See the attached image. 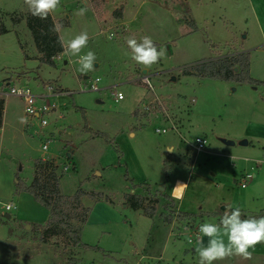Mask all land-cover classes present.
<instances>
[{
	"label": "rangeland",
	"instance_id": "1",
	"mask_svg": "<svg viewBox=\"0 0 264 264\" xmlns=\"http://www.w3.org/2000/svg\"><path fill=\"white\" fill-rule=\"evenodd\" d=\"M84 6L85 0H61L51 14L56 24H69L59 31L65 44L87 31L90 39L81 55L91 50L97 57L87 74L79 71L78 57L66 53L56 59L54 67L42 64L27 26L29 11L24 0H0V30L11 31L0 32V101L4 102L0 264H106L100 249L75 245V237L67 230L36 228L46 225L49 211L30 193L19 192L18 183L33 182L40 159L58 166L57 175L63 174L62 195L72 197L79 190L86 194L82 207L90 210L87 240L98 246V236L107 232L104 245L119 254L131 249L132 242L138 249L147 246L150 256L162 250V237L154 242V233L147 231L140 214L126 202L129 195L145 197L147 207L159 212L155 221H161L162 213H171L163 212V205H170V199L163 197L166 190L160 191L165 181L169 191L176 179L188 182L180 206L185 213L206 216L226 205L239 206L246 217L263 212L264 164L257 161L264 160V86L186 76L184 70L232 53H249L250 76L264 81V0H88L87 13L77 15ZM118 12L122 19L116 18ZM143 36H150L157 49L163 47L167 53L150 68L131 59L126 43L129 37L139 41ZM146 76L152 88L143 82ZM97 79L101 91H89ZM7 84L46 96L55 109L40 119L27 117L24 100L9 95ZM116 92L124 100L117 103ZM44 104L43 100L39 103ZM21 117L27 123H21ZM42 120L46 127L41 126ZM86 126L103 136L86 131ZM165 128L166 134L156 132ZM198 137L208 141L200 152ZM223 140L235 144L227 146ZM243 141L250 144L241 146ZM168 147L182 148L188 156L187 163L181 161L169 178L165 161L169 164L174 157ZM248 174L256 177L247 180ZM185 188L178 182L174 196L180 197ZM6 205L16 210L7 212ZM81 212L78 209L79 219L72 221L80 233ZM172 213L175 216L177 208ZM119 218L138 231L121 227ZM210 218L204 220L215 223ZM174 230L177 233V227ZM182 233L178 250L196 249L197 242H189L191 231ZM173 248L171 242L170 253ZM255 248L250 249L256 251L251 259L233 256L214 264H264V245ZM120 257L111 261L117 263ZM138 261L139 257L128 258L129 264ZM156 263L148 258L139 264Z\"/></svg>",
	"mask_w": 264,
	"mask_h": 264
},
{
	"label": "trees",
	"instance_id": "2",
	"mask_svg": "<svg viewBox=\"0 0 264 264\" xmlns=\"http://www.w3.org/2000/svg\"><path fill=\"white\" fill-rule=\"evenodd\" d=\"M117 19H122L120 12L116 13ZM27 26L32 33L36 48L40 55L42 64L54 67L56 59L61 56L65 51L61 47L60 40L62 39L59 32L52 31V27L56 24L52 14L48 19L41 20L38 17L32 16L30 13L27 18ZM62 27H69V24H64ZM193 27H195L193 25ZM1 33H6L5 28L0 30ZM186 76H196L203 79L234 81L239 83H247L251 86H264V81H256L250 76V55L249 53H241L230 55L225 58H220L214 61L203 62L187 68L184 70ZM61 90L60 93H64ZM4 102L0 101V129L3 126V113ZM138 112L135 113L137 115ZM86 131L93 133L97 137L103 136L100 132H95L85 127ZM58 166L53 165L50 161L43 159L35 163V177L30 185L18 183L19 192H27L35 197V199L49 211V219L46 225H38V230L44 229L48 232L51 229H65L69 235L75 237V245L83 249H92L85 245L80 240V231H76L72 221L78 218L77 210L81 209V223L86 225L90 210L82 207V199L86 196L84 191L79 190L76 195L66 197L61 193V177L63 174L57 175ZM165 168L168 169V161H165ZM98 197V196H97ZM91 198H96L92 194ZM158 200V199H157ZM158 204V201L156 202ZM126 204L133 211H141L144 216L154 218L156 209L154 207H147L146 199L140 195H129ZM168 214H162L164 222L171 223L175 217L172 212L176 209L175 204L172 202L170 205H165ZM222 211H217L215 214L193 215L189 213H178L176 215L177 221L185 222L186 226L193 229L204 223V217H215L220 221ZM264 216V211L260 214H255L252 217L259 218ZM242 218H249L242 215ZM83 228V227H82ZM81 228V231H82ZM94 249V248H93Z\"/></svg>",
	"mask_w": 264,
	"mask_h": 264
},
{
	"label": "clouds",
	"instance_id": "3",
	"mask_svg": "<svg viewBox=\"0 0 264 264\" xmlns=\"http://www.w3.org/2000/svg\"><path fill=\"white\" fill-rule=\"evenodd\" d=\"M24 3L32 16L46 20L60 6L61 0H24ZM88 10V0H85V6L78 9L76 14L83 16ZM61 27L60 24H54L51 30L59 32ZM89 39L87 31H82L66 44L62 39L60 40L61 47L67 55L78 57L79 71L83 74L92 71L97 60L91 50L81 55ZM126 43L131 50V59L145 68L158 63L167 54L165 48L157 49L150 36H143L139 41L135 37H129ZM48 92L51 94L52 89H48ZM20 122L27 123V120L21 117ZM257 163L264 164V160H258ZM242 215L239 206L231 208L226 205L219 223L204 222L199 225L196 236L199 246L195 249L198 254V264H214L216 261H223L233 256L245 260L251 259L253 253L250 249L254 250L256 245L264 243V216L242 218ZM204 237H208L206 247L203 246ZM189 242L191 243V240Z\"/></svg>",
	"mask_w": 264,
	"mask_h": 264
},
{
	"label": "crops",
	"instance_id": "4",
	"mask_svg": "<svg viewBox=\"0 0 264 264\" xmlns=\"http://www.w3.org/2000/svg\"><path fill=\"white\" fill-rule=\"evenodd\" d=\"M5 30L7 31L6 33L11 32L7 28H5ZM16 35L18 38L17 32H16ZM236 54H241V53H232V54H229L227 56L236 55ZM262 129H263L262 132L264 134V128H262ZM132 135L135 136V134L131 133V136ZM198 138H200V137H198ZM249 144L250 143H248V145ZM170 150L173 151L172 157H174V158L173 159L170 158L171 162L168 164V169H166V172L168 173L167 178H169V174L172 176L174 175V172H175L177 166H180L181 161H183V164L185 165L187 163L186 161H187V157H188L187 155H185L182 148H178L176 150L175 147H168V151H170ZM175 156H176V158H175ZM253 169L254 168H252V170ZM253 177H256V175L254 174ZM165 182L163 184H166V186H165L166 192L163 194V197L165 199L166 198L170 199V203L173 202L174 204H176L175 207L177 208V214L178 213H185V212L181 211L180 206H181V203L183 202V200L185 198V195H186V192L188 189V182H186L185 180H182V179H176L174 184L172 185L171 191H169V185H168L169 182L168 181H165ZM178 182H182V183H184V185H187V186H185L186 188L184 189L183 194L180 197H175L174 192H175V189H176ZM109 202L111 205L115 204L112 200H109ZM159 204H160V202H159ZM165 205H163V206L165 207ZM135 212L140 214V218L142 220L141 222H143L145 224L147 231L151 234L154 233V235H155L153 238L154 242H155V239H158L160 236L162 237L163 248L161 251L154 254V256H150V255L146 254V252L148 251L147 246L144 249L143 248L138 249V246L136 245V243L132 242L135 240L133 235L131 236V238H132L131 242L132 243L131 244L129 243L131 245L130 246L131 249H127L126 252H121V254H119L117 251L110 250V248H108L107 246L104 245V238L107 237L106 236L107 232H103L102 235L100 234V236H98L97 243H98V246H99V244H101V247L99 248L97 245L95 246L94 244H92V242H90V240H87V238L85 236V227L87 224L90 223L89 219H88L86 225H84L82 228L81 242L85 245H88L89 247H92V249H90V250H93V248L94 249H100L101 250L100 253L103 255V258H105L104 262L106 264H129L128 258L133 257V256L139 257V261L135 264H139L142 260H145L148 258L155 259L157 261L156 264H180V262L182 263L186 260H188V264H198V254L196 253L195 249L191 250V252L185 250V253H182L183 250H181V249L178 250V247L176 245L177 239L180 240L182 238V235H183L182 231H187L189 233L191 231V228L187 227L185 222L177 221L176 217H174L172 219L171 223H166V222H164V220L162 218V214H163L162 213L160 215V218H161L160 220L162 221V223L164 222L163 223L164 225H163L161 223V221H158V222L155 221L157 219V217H159L158 216L159 212H157V211H156L154 218H148V217L144 216L141 211H135ZM163 212H166L165 209ZM212 218H210V219H212ZM207 219H208V217H207ZM213 219L215 220V223H219L218 218L214 217ZM204 222H206V221L204 220ZM118 224L121 227H127L129 230H132L134 233H136V231H138V228L134 227V225L131 222L129 223V221L126 219L119 218ZM174 227H177V233L174 230ZM148 241H149V239H148ZM171 242L174 244V248H173L172 253H170V251H169ZM207 244H208V237H204L203 238V246L206 247ZM262 245H264V243L258 244L257 246H262ZM255 252H252V253L254 254ZM109 253H111V254H109ZM152 253H153V251H152ZM259 253H261V251ZM113 255H115V256L120 255L121 256L120 260H118L119 262L116 263V262L111 261V258L115 257V256L113 257ZM179 257L183 258V260L180 261ZM106 258H108V259H106ZM88 264H92V262H90ZM228 264H230V263H228ZM232 264H235L234 261H232ZM237 264H241V263H237Z\"/></svg>",
	"mask_w": 264,
	"mask_h": 264
},
{
	"label": "built area",
	"instance_id": "5",
	"mask_svg": "<svg viewBox=\"0 0 264 264\" xmlns=\"http://www.w3.org/2000/svg\"><path fill=\"white\" fill-rule=\"evenodd\" d=\"M150 80L151 79L148 76L143 78V82L147 86L152 88ZM98 81H99V79H97L96 81H93L92 85H91V89H88V90L89 91H93V92H100L101 90H100V88L98 86ZM6 87L10 88L9 95L16 96V97L22 98L24 100V103H25V114H26L27 117H30V118L37 117V118L40 119V118L44 117V113L51 112V110L55 109L54 105L51 107L48 104V102L46 101V98H47L46 96H44V95L36 96V95H34L32 93V91L29 88H16V87L11 88L10 84H7ZM86 90H87V88L83 89V91H86ZM3 93H5V92H3ZM1 95L2 94L0 93V96ZM114 96L116 98V102L117 103L122 101V100H124V95L121 92H116L114 94ZM42 100L45 101V104L43 106L39 105V103H41ZM145 109H147V108L145 107ZM41 126L42 127H46L47 126V122L45 120H42ZM171 126H172L173 130H176V126L174 125V123H171ZM156 132L158 134H166L168 132V129H166V128L165 129H156ZM207 145H208V141L206 139H203V138H197L196 139V149H197V151L200 152V151L205 150V147ZM43 150L44 151H48V145H44L43 146ZM252 177H253V175L248 174L246 176V179L248 180V179H251ZM245 185H246V183H243L242 187H245ZM5 209H6L7 212H13L14 210H16V207L14 205H6ZM198 228H199V226L196 227V228L191 229V233H190L191 234V236H190L191 243L196 241V236L198 234Z\"/></svg>",
	"mask_w": 264,
	"mask_h": 264
},
{
	"label": "water",
	"instance_id": "6",
	"mask_svg": "<svg viewBox=\"0 0 264 264\" xmlns=\"http://www.w3.org/2000/svg\"><path fill=\"white\" fill-rule=\"evenodd\" d=\"M146 73H147V71H144V74H146ZM173 81H175V79H173ZM222 142L225 143L228 146H234V144H235L234 142L226 141V140H223ZM240 145L241 146H247L248 145V142L247 141H243V142L240 143ZM164 190H166V188H165V186H162L161 189H160V191H164ZM221 210L224 211L225 210V207H223ZM7 218H10V216L7 215Z\"/></svg>",
	"mask_w": 264,
	"mask_h": 264
}]
</instances>
